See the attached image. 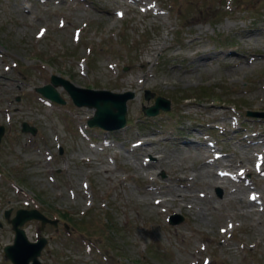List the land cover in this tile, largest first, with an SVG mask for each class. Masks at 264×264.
I'll list each match as a JSON object with an SVG mask.
<instances>
[{
	"label": "rangeland",
	"instance_id": "1",
	"mask_svg": "<svg viewBox=\"0 0 264 264\" xmlns=\"http://www.w3.org/2000/svg\"><path fill=\"white\" fill-rule=\"evenodd\" d=\"M0 76V264L33 208L57 218L23 225L42 264H264V0H0ZM52 76L132 92L126 125L46 99Z\"/></svg>",
	"mask_w": 264,
	"mask_h": 264
},
{
	"label": "water",
	"instance_id": "2",
	"mask_svg": "<svg viewBox=\"0 0 264 264\" xmlns=\"http://www.w3.org/2000/svg\"><path fill=\"white\" fill-rule=\"evenodd\" d=\"M61 86L65 89L74 105L85 106L94 109L93 116L87 121L89 127H98L108 131L119 130L126 125V109L127 101L133 98L132 92L114 93L107 90H90L75 86L60 77L52 76L51 84L36 88V91L46 99L63 104L64 101L59 97L55 87ZM170 109V101L161 96L155 98L152 106L143 109V113L147 116H155L160 110L168 111ZM248 116L264 117V113L247 112ZM22 130L32 134L35 129L22 124ZM4 132V127L0 126V140ZM10 211L5 212V218L11 224L14 232L11 244L4 247V258L8 259L12 264H42L39 256L46 244V239L39 237L36 241H29L23 225L30 220L40 221L41 227L46 223L57 226V219H48L37 209H18L14 217L9 218ZM181 221V217L175 219L170 218L172 224Z\"/></svg>",
	"mask_w": 264,
	"mask_h": 264
},
{
	"label": "bare ground",
	"instance_id": "3",
	"mask_svg": "<svg viewBox=\"0 0 264 264\" xmlns=\"http://www.w3.org/2000/svg\"><path fill=\"white\" fill-rule=\"evenodd\" d=\"M136 2H139V1H141V0H135ZM71 2V1H70ZM115 3V2H114ZM116 3H117V1H116ZM144 4V3H143ZM97 6V5H96ZM68 7V6H67ZM95 7V6H94ZM148 7V6H147ZM150 7V6H149ZM83 8V7H82ZM99 8V7H98ZM133 8V7H132ZM137 9V8H136ZM107 12V11H106ZM114 12V11H113ZM159 13V12H158ZM157 14V13H156ZM159 16H161V15H159ZM193 41V40H192ZM172 56V55H171ZM194 57V56H193ZM146 59H148V58H146ZM143 60V59H142ZM141 64V63H140ZM142 64L144 65V62L142 61ZM0 77H2V76H0ZM131 78V77H130ZM137 78V77H136ZM135 79V78H134ZM128 81H129V79H127ZM131 80V79H130ZM144 81V80H143ZM121 83V82H120ZM137 85V84H136ZM135 85V86H136ZM141 85V84H140ZM137 87V86H136ZM135 87V88H136ZM151 118V117H150ZM229 120V119H228ZM143 121H144V119H143ZM141 122V121H140ZM178 123V122H177ZM182 124V123H181ZM143 125V124H142ZM139 126H141V125H139ZM175 128V127H174ZM181 129V128H180ZM251 130V129H250ZM182 133V132H181ZM86 135V134H85ZM185 135V134H184ZM259 135H264V134H259ZM140 136V135H139ZM174 136V135H173ZM254 140V139H253ZM179 141V140H178ZM133 143V142H132ZM195 143V142H194ZM203 143V142H202ZM248 147V146H247ZM151 148V147H150ZM184 148V147H183ZM108 149V148H107ZM141 149V148H140ZM159 149V148H158ZM202 149V148H201ZM160 151V150H159ZM192 151H193V149H192ZM149 152V151H148ZM202 152V151H201ZM235 152V151H234ZM246 152V151H245ZM255 152V151H254ZM241 153V152H240ZM128 154V153H127ZM132 154V153H131ZM245 154V153H244ZM123 155V154H122ZM210 155H212V154H210ZM165 156V155H164ZM168 156V155H167ZM205 156V155H204ZM245 156V155H244ZM261 156H262V158L264 159V153H262L261 152ZM117 157V156H116ZM173 157V156H172ZM206 157V156H205ZM254 157H256V156H254ZM121 158V157H120ZM126 158V157H125ZM163 158V157H162ZM240 158V157H239ZM245 158V157H244ZM243 158V159H244ZM250 158V157H249ZM248 158V159H249ZM168 159H169V157H168ZM207 159V158H206ZM209 159V158H208ZM253 159V158H252ZM258 159V158H257ZM242 160V159H241ZM262 160V159H261ZM143 161V160H142ZM161 161V160H160ZM164 161V160H163ZM174 161V160H173ZM175 161H177V160H175ZM174 161V162H175ZM264 160H262V165L264 164V162H263ZM131 162V161H130ZM144 162V161H143ZM168 162V161H167ZM170 162V161H169ZM173 162V163H174ZM221 162V161H220ZM241 162V161H240ZM258 162V161H257ZM257 162H256V164H257ZM261 162V161H260ZM161 163V162H160ZM232 163V162H231ZM135 164V163H134ZM260 164V163H259ZM143 165V164H142ZM147 165L148 166H151V164H150V162H147ZM170 165V164H169ZM214 165V164H213ZM234 165V164H233ZM244 165V164H243ZM133 166V165H132ZM161 166V165H160ZM209 166V165H208ZM212 166V165H211ZM223 166V165H222ZM225 166V165H224ZM134 167V166H133ZM145 167V166H144ZM156 167V166H155ZM179 167V166H178ZM213 167V166H212ZM235 167V166H234ZM136 168V167H135ZM137 168L138 169H143V167L141 166V164H139V167L137 166ZM181 168V167H180ZM188 168V167H187ZM243 168H245V167H243ZM253 168V167H252ZM206 169V168H205ZM245 170H247V169H245ZM142 171V170H141ZM146 171V170H145ZM197 171V170H196ZM216 171V170H215ZM254 170H252V172H253ZM147 172V171H146ZM206 172V174L208 175V178L206 179V184L209 186H215V185H219V186H223L224 184H223V181L222 180H224L226 177H219V176H215V175H213L212 173H211V171H209V170H206L205 171ZM251 172V171H250ZM177 174V173H176ZM221 174V173H220ZM136 175V174H135ZM140 175V174H139ZM204 175V174H203ZM138 176V175H137ZM146 176H148V175H146ZM225 176V175H224ZM198 177V176H197ZM174 178V177H173ZM237 178V177H236ZM140 179V178H139ZM138 180V179H137ZM171 180H173V179H171ZM171 180H170V182H171ZM191 180V179H190ZM174 181V180H173ZM178 181V180H177ZM198 181V180H197ZM175 182V181H174ZM192 182V181H191ZM235 182V181H234ZM261 182V181H260ZM194 183V182H193ZM203 183V182H202ZM262 183V182H261ZM190 184V183H189ZM198 184V183H197ZM240 184V183H239ZM144 185V184H143ZM236 185V184H235ZM234 184H233V186H235ZM241 185V184H240ZM248 185V184H247ZM207 186V187H208ZM237 186V185H236ZM206 187V188H207ZM259 187V186H258ZM202 188V187H201ZM226 188V187H225ZM233 188V187H232ZM232 188H230V189H232ZM236 188V187H235ZM244 188V187H243ZM242 188V189H243ZM189 189V188H188ZM159 190V189H158ZM171 190V189H170ZM178 190V189H177ZM198 190V189H197ZM203 190V189H202ZM243 190H245V189H243ZM149 191V190H148ZM151 191V190H150ZM155 191H157V190H155ZM172 191V190H171ZM200 191V190H199ZM169 192V191H168ZM187 192V191H186ZM185 192V193H186ZM191 192V191H190ZM226 192V191H225ZM229 192V191H228ZM231 192V191H230ZM141 193V192H140ZM149 193V192H148ZM184 193V192H183ZM240 193V192H239ZM150 194V193H149ZM165 194V193H164ZM176 194V193H175ZM224 194V193H223ZM83 195H84V193H83ZM152 195V194H151ZM171 195V194H170ZM180 195V197H179V200L180 201H178V204L180 205V206H182V202L186 199V196H184V195H181V194H179ZM197 195V194H196ZM226 195V194H225ZM234 195V194H233ZM198 196V195H197ZM242 196V195H241ZM247 196V195H246ZM201 197H204V196H201ZM238 197H239V195H238ZM240 198V197H239ZM238 198V199H239ZM151 199V198H150ZM193 199V198H192ZM199 199V198H198ZM205 199H206V197H205ZM176 201V199H172V201ZM188 200H190V199H188ZM225 200H227V199H225ZM224 200V201H225ZM199 201V200H198ZM201 201V200H200ZM223 201V202H224ZM248 201H250V200H248ZM262 201V203H263V200H261ZM164 202H166V201H161V200H155L154 201V203H155V205H159V206H161ZM187 202V201H186ZM208 202V201H207ZM213 202V201H212ZM230 202V201H229ZM235 202V201H234ZM241 202V201H240ZM245 202V201H244ZM191 203V202H190ZM251 203H253V202H249V204H251ZM177 204V203H176ZM211 204V203H210ZM226 204V203H225ZM232 204H233V202H232ZM222 205V204H221ZM247 205V204H246ZM252 205V204H251ZM207 206H208V204H207ZM210 206V205H209ZM233 206H234V204H233ZM175 207V206H174ZM185 207V206H184ZM244 207H246V206H244ZM253 207V206H252ZM263 207H264V205H263ZM164 209V208H163ZM210 209V208H209ZM215 209V208H214ZM217 209H219V208H217ZM159 210V209H158ZM189 210V209H188ZM220 210V209H219ZM244 210V209H243ZM246 210V209H245ZM217 211V210H216ZM239 211V210H238ZM256 211V210H255ZM212 212V211H211ZM210 212V213H211ZM219 212V211H218ZM246 212H248V211H246ZM252 212V211H251ZM212 213H215V212H212ZM252 214V213H251ZM204 216V215H203ZM206 216H207V214H206ZM205 216V217H206ZM196 218H197V216H196ZM212 220V219H211ZM188 226V225H187ZM186 226V227H187ZM191 226V225H190ZM185 227V226H184ZM177 229V228H176ZM188 229V228H187ZM194 230V229H193ZM196 233H198V232H196ZM213 242V241H212ZM211 242V243H212ZM226 246V245H225ZM228 246V245H227ZM228 248V247H227ZM184 250V249H183Z\"/></svg>",
	"mask_w": 264,
	"mask_h": 264
},
{
	"label": "flooded vegetation",
	"instance_id": "4",
	"mask_svg": "<svg viewBox=\"0 0 264 264\" xmlns=\"http://www.w3.org/2000/svg\"><path fill=\"white\" fill-rule=\"evenodd\" d=\"M57 227V226H56Z\"/></svg>",
	"mask_w": 264,
	"mask_h": 264
},
{
	"label": "trees",
	"instance_id": "5",
	"mask_svg": "<svg viewBox=\"0 0 264 264\" xmlns=\"http://www.w3.org/2000/svg\"><path fill=\"white\" fill-rule=\"evenodd\" d=\"M64 216V215H63Z\"/></svg>",
	"mask_w": 264,
	"mask_h": 264
}]
</instances>
